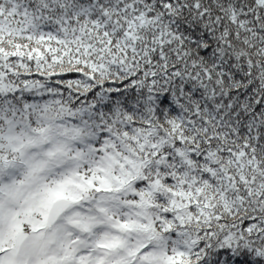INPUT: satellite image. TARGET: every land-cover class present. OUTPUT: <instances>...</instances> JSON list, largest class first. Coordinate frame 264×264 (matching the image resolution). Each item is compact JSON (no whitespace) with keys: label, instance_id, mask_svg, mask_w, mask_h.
Segmentation results:
<instances>
[{"label":"snow or ice","instance_id":"snow-or-ice-1","mask_svg":"<svg viewBox=\"0 0 264 264\" xmlns=\"http://www.w3.org/2000/svg\"><path fill=\"white\" fill-rule=\"evenodd\" d=\"M0 264H264V0H0Z\"/></svg>","mask_w":264,"mask_h":264}]
</instances>
